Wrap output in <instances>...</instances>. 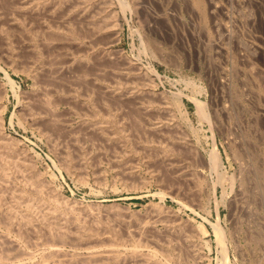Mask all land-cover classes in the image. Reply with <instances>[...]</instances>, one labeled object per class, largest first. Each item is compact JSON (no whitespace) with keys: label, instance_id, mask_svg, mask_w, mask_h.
<instances>
[{"label":"bare ground","instance_id":"bare-ground-1","mask_svg":"<svg viewBox=\"0 0 264 264\" xmlns=\"http://www.w3.org/2000/svg\"><path fill=\"white\" fill-rule=\"evenodd\" d=\"M108 1L109 0H0V37L4 44L3 53H6L14 66H18V68L21 67L29 75L39 77L41 81L40 92H37L39 94H37L38 96L36 99L23 101L22 106L24 108L22 110L25 111L23 114H25L24 116L28 122H30L29 124L39 131L43 138L51 144L54 154H57L61 166L66 169V171L77 170L80 171L81 175L83 172H87L86 168L94 164H91L90 161L97 154L93 158L89 156V154L92 155V153H90L89 150L87 153L85 149L87 145L85 144L89 140L94 141L95 138L97 141L98 138V141H101L103 145H105V148L108 149L107 154L109 150L112 152L111 158H113L117 166L121 168L118 174L120 176L122 175L121 178L127 182L133 179L132 177L135 174V172L133 175L131 174L134 171V167H132L133 171H131L132 168L129 163L132 161L131 163L133 165L136 161V158L134 159L135 161L132 160L135 156L132 159L131 157L133 156L132 154H134L133 147H135H132V145H136L137 142L135 144L131 143L132 136L130 133L132 130L136 133H143L141 130L142 125L140 126V124L143 123V125H145L144 123H148V128L143 127V130L145 128L144 135H151L158 138V140L152 139V141H149V139L151 140L153 137L150 136L148 138L145 136L144 139L146 140L147 137L148 142L143 139L145 143H141L140 146L137 145L139 148L137 149H142V152L143 150L150 151L153 155L150 157L151 154H148L149 157L155 158V161L159 159V164L165 162L166 166L163 164V167H168L170 170H173L174 177H178L184 182L191 180L190 182H193L195 187L190 193L189 191L188 193L185 191V195L187 199L189 198L190 201H193L195 194L197 195V192L200 194L199 191H201L200 187L202 184L197 182L200 181L198 180L199 178L196 180L195 176L198 174L195 175L193 170V172L190 171V173L187 168L183 166L185 162H179V159L180 161L181 159H183V161L189 160L188 162L191 165L196 162V155L193 151V147H191L192 149L189 148L190 144L178 135L174 109H178L176 106L180 101L177 98L168 101V96L165 98L163 94H157V92L152 89L153 87L151 85H153V82L151 84V82H147L148 80L144 78L145 75L147 78L148 74L143 72L144 76L142 75V68L140 69L136 61H128L126 59L125 61L123 59L124 61L122 62L121 59H118V62L116 58V61L113 60V52L111 53L109 48L116 34L117 20L114 19V13L112 14ZM197 1L201 4V0ZM118 2L123 8V14L125 15V9L129 7L128 4L125 0H118ZM195 2L196 1H194V3ZM197 7L198 6H196V8ZM135 10H138L137 7ZM209 12L210 11H208V13ZM218 27H223V25L221 26V24H218ZM203 29H206L205 24L203 25ZM17 34L20 35V37H24L23 40L18 37V41L20 39L22 43V46L19 45L21 51L27 52L28 57H20L17 53L18 49L14 48V46L17 47L14 43L16 42L15 38L17 39ZM143 47L145 46L143 45ZM149 47H151V45ZM247 57H249V55ZM251 63L252 62L248 60L246 62L247 68L238 69L235 67L234 69L235 71L239 70L244 77L243 82L248 85V87L250 83L255 87L249 89L251 91L250 93L256 95L258 98L256 100L258 101L262 98L261 96H264V75L260 72L259 68L258 70L256 69L257 65L254 67V63ZM7 78L9 79V77ZM150 81H152V79H150ZM8 82L12 84L13 87L14 81L9 79ZM237 87L238 85L232 86L230 95L232 101L236 105L241 106L242 95L238 92ZM227 97L229 98V96ZM61 104H65L69 107V109L66 110V114L59 113L58 107ZM196 104L201 120L210 122L211 116L208 115L209 113L207 114V110H205L206 108L203 103L196 102ZM124 107L130 108V112L129 110L126 111L127 108L125 110ZM124 110L128 113V116ZM233 110L235 111L234 108ZM122 111L125 112L126 116H124V112L121 113ZM227 111L228 110H225L226 113L222 111V113L226 115ZM72 115H77V118L79 117L82 121V124L79 122L81 126L79 128L77 127L78 129H74L71 127L72 124L70 125L69 123L68 117ZM258 117H260V115ZM254 118H257V116ZM131 119L133 122H127V120L129 121ZM258 119L259 118L254 121ZM144 120L148 122H143ZM259 120H261V118ZM2 121L3 118L0 110V222H2L1 225H3L5 229L4 232H0V264H181L186 258L183 256L185 255L183 254L184 252H182L183 255L181 254L182 249H180L181 251L178 250L179 241L185 242L187 249L189 247L192 248V243H194L192 240H194L195 237L199 238V235L204 233L203 229L189 228L188 222L187 225L185 223L186 226L184 222L181 224V220L179 221L178 216L165 212L163 208H161L162 206L159 208L158 205L156 207L153 206V208L150 207L153 212H150V217L147 216L145 219H138L140 217L139 215L136 214L138 216V218H136L134 214L129 213L130 210L128 208L127 212L116 204L104 205L102 203H95L86 207H79L78 205V207H76L70 205V202L67 203V200H63L61 197L59 199V193H57V196L56 191L53 189L54 187H50L48 184L49 181L47 180V183L43 175L37 174V172H35L37 170L34 169L33 172L31 171L33 168L29 170L27 169L29 167L26 168V166V169H22L24 165H27L26 162L28 159L23 162L21 156H24L26 153H24L23 150V155H21L22 153L20 155L17 154L19 151L15 153V143H12L14 149L11 146L9 147V138H4L2 134ZM256 129L255 127L253 130ZM250 132L251 131H249V133ZM168 133L169 135H167ZM249 133L242 135L243 142L240 149L234 150V155L235 158L240 161H245L244 155L248 156L247 160L250 157L249 162H242V171L245 173L249 172L247 173L249 176L246 174L248 177H250V171H253L254 178L250 177V180L252 178L257 185L253 184L257 188H255V193L253 191L254 196L264 202V152H257L259 147L264 145V134L263 132L261 133L263 135H260V139H257L256 137L258 136L254 135L257 139L255 140L250 137L255 132H251L252 134L250 135ZM141 136L139 135L138 137ZM256 148L258 150H256ZM106 149L103 150L106 151ZM182 149L187 151L191 149L190 152L188 151L189 153L186 152L189 156H187V154L185 156V152L184 154L182 153L183 155L181 156L180 151ZM218 154L214 148V151L210 155V168L211 171L216 173H219V169H221V161L219 160ZM148 155L146 156L148 157ZM146 156L145 158H147ZM100 158L99 156V159ZM108 160L109 159H107V161ZM113 160H111V164L114 163ZM22 163L25 164L22 166ZM30 163H32V161ZM97 164H95L94 168H96ZM100 164L101 163L98 165ZM161 165L162 164L157 165V168H155V173L158 174V177L160 175L159 173L163 172L161 171ZM97 167L99 168V166ZM118 168L116 170H119ZM13 169H15L16 172L23 173V184L22 181H20L22 187L13 184V180H15L14 177H12ZM169 169L166 168V171H170ZM94 171L97 172V170ZM80 173H78V176ZM100 174L102 175L101 171ZM221 174L222 173L218 175V182L223 183L226 181L229 182L230 185L233 184L234 180L229 178L226 179V177H223ZM101 175L98 174V179H101ZM83 176H85V174ZM83 176L81 178H83ZM18 178H20V175ZM19 180H22V178ZM247 181L248 179L246 180L245 177L239 181L241 183V188H243L242 191L239 192L241 196L246 195L247 197L248 190L253 188L252 185L247 190ZM251 182H248V184L251 185ZM173 183L171 186L172 190L179 194L180 190L184 192L182 191L183 186L180 187V183ZM127 184L125 186L128 187ZM131 185L132 183L129 186ZM250 195H252V192ZM246 199L245 201L248 202L249 200L247 201ZM60 200L66 202L63 203V201ZM71 202L73 203V201ZM256 211L258 210L256 209ZM160 222L163 223L167 229L164 228L167 233L162 237L158 234L159 231H157L158 233L155 231V224ZM163 224H161V226ZM189 225L191 226L192 223ZM187 227L189 228L188 230ZM213 227L215 233H217V242L223 247L221 248L223 258H220L219 261H222L219 264H229L227 262L228 250L225 243V232L222 231L217 224ZM258 228L256 229L260 231ZM236 233L238 232L236 231ZM233 235H235V233H233ZM256 237H253V242L260 248V246L264 244V234L258 232ZM67 245L72 247L71 251L66 248L64 249ZM41 247L43 248L41 249L42 252L39 254L41 256L38 260H34L36 257L35 253H39L38 251H34L35 248L38 250V248ZM197 247L193 250L194 252L197 250ZM251 247L252 246L249 248ZM178 251H180V253ZM188 251L189 255L191 253L193 257L195 256L193 255L194 253L190 252L191 250ZM249 251L251 252L252 249ZM255 251L257 252V249ZM164 255H166L167 261ZM197 255L199 254L197 253ZM197 255L196 257H198ZM162 256H164L163 258L165 261L161 259ZM261 260L262 264H264V252Z\"/></svg>","mask_w":264,"mask_h":264},{"label":"rangeland","instance_id":"rangeland-1","mask_svg":"<svg viewBox=\"0 0 264 264\" xmlns=\"http://www.w3.org/2000/svg\"><path fill=\"white\" fill-rule=\"evenodd\" d=\"M194 1L196 2L194 3ZM125 2L128 4L129 10L125 9L124 15L123 8L118 0L108 1L111 12L112 14L114 13V19L117 20L118 30H116L114 40L109 48L110 52H113L112 58L115 61L117 59L118 62V59H121L122 62L125 59L128 61H136L140 69L142 68V75L143 72L148 74L147 78L146 75L144 78L148 80L147 82H151V84L153 82L151 86L157 94H163L165 98L168 96V101L172 99L175 100V98L180 101L178 102L179 107L178 105L176 106L178 109H174L178 135L190 144L189 148L193 147V151L196 155V162L193 165L188 162L189 160L183 161V159H181L180 161L179 159V162H185L183 166H185L189 172L193 170L194 172H192L195 175L198 174L195 177L196 180L199 178L198 180L200 181L197 182L202 184L200 187L201 191H199L200 189L198 190L200 194L197 192L193 201H190L189 198L188 200L185 191H187V193L189 191L190 193V191L194 189L195 186L193 182H190L191 180L184 182L178 177H174L173 170L166 167L170 170L166 171V168L163 167V164H166L165 162L160 163L162 164L161 171L163 172H160L158 177V174L155 173V168H157V165H160L159 159L155 161V158H150L153 155L150 151L143 150L142 152V149L138 150V146H140L141 143H145L143 141L147 134L144 135L145 128L143 130V127L148 128V123H144L145 125H143V123L140 124V126L142 125V136L140 133H136L133 130L130 133L132 136L131 143H138H136V145L131 144L132 147L138 146L136 148L133 147L135 152L133 151L134 154H132L133 156L131 157L132 159L135 156L132 160L136 158V161L134 160L135 162L133 165L131 163L132 161H129V165L131 164L130 167H134V171L132 168L131 171L133 172L131 174L133 175L134 172L135 174L132 177L133 179L128 182L124 181L121 178L122 175L120 176L118 174L121 168L117 166L116 162L111 158L112 152L109 150L107 154L108 149L105 148V145H103L101 141H98V138L97 141L95 138L94 141L89 140L85 144L87 145V147H85L87 153L88 150L92 153V155L89 154V156L93 158L97 154V157L95 156L90 161L91 164L94 163V166L90 164V169L86 168L87 172H83L82 175L80 171L77 170H75L76 173L75 171H66V169L61 166L57 154H54L51 144L43 138L39 131L29 124L30 122H28L24 116L25 114H23L25 113V111L22 110L24 108L22 106L23 101L36 99L38 96L37 94H39L37 92H40L41 81L39 77L29 75L21 67L18 68V66H14L6 53H3L4 44L0 37V107H2L0 110L3 118V137L6 139L9 138V147L11 146L13 148L12 143H15V149L13 148L14 151H16L15 153L18 151L19 153L17 154L19 155L21 153V155L26 153L24 156H21L24 159H22L23 162L28 159L26 162L27 165L22 163V166L24 165L22 169L26 166V168L29 167L27 168L29 170L33 168V170L31 169L33 172L34 169L37 170L35 172L39 175H43V178L49 181V183L48 181L47 183L50 187H54L53 189L56 191V195L59 193V196L57 195L58 198L60 199L61 197V199L67 200V203H71H69L70 205L86 207L95 203H102L104 205L116 204L127 212L129 209V213L134 214L136 218H138L137 215H139L140 217L138 219H145L147 216L151 215L150 212H152V210L150 207L153 208V206L156 207L158 205L159 208L162 206L161 208H163L165 212L178 216L179 221L181 220V224L184 222V225L185 223L187 225L188 222L189 224L192 223V227L188 224L189 228L203 229L204 233L199 235L200 239L195 237V239L192 240L194 242L192 243V248L189 247L187 249L185 242L179 241L180 246L178 244V250L182 249V251L180 250L181 254L184 252L183 254L185 255L182 254L184 258L190 260L187 261L185 259L181 264L221 263L222 260H219L223 258L221 249L223 247L217 242V233H215L213 227L216 224L219 225L226 235L225 243L228 250L227 262L229 264H262L261 259L264 252V244L259 248L253 240L258 232L264 234V202L254 196L257 188L253 185L256 183L252 179L254 178L253 171H250L252 173H250V177H252L251 180L250 177H248L249 174H247L249 172L245 173L242 171V162H249L250 157L247 160L248 156L244 155L245 161H240L235 158L234 150L240 149L243 142L242 135L245 133L248 134L249 131L255 132L253 134L251 132L249 133V135L252 134L250 137L255 140L260 139V135L264 134V96H261L262 98L257 101L256 99L258 98L256 95L250 93V89L255 87L251 83L248 87V85L243 82L244 77L242 74L239 70L235 71L234 68L245 69L247 68L246 62L250 60V62H252L251 64L254 63V67L257 65L256 69L258 70L259 68L260 72L264 75V0H259V2L258 0H201V4H199L197 0H125ZM195 4L198 6V9ZM136 7L138 10H135ZM208 11L210 12L208 13ZM204 24L206 26L205 30L203 29ZM218 24H221V26L223 25V27H218ZM16 37L17 39L15 38L16 42L14 43L18 48L15 46L14 48L18 49V55L20 57L24 56V58L26 56L28 57L27 52L21 51V47L19 46L22 44L20 39L22 38L21 40H23L24 37H20L18 34ZM18 37L20 38V42L18 41ZM149 44L151 47H149ZM143 45L146 48L148 47L147 50ZM240 53L243 54L241 55ZM248 55L249 57H247ZM9 62L12 63L13 66ZM7 77L14 81L13 87L12 84L8 82L9 79ZM150 79H152V81H150ZM234 85H238V92L242 95L241 106L236 105L231 99L230 89ZM227 96H229V98ZM196 102L203 103L212 121L201 120ZM67 109H69V107L65 104H61L58 107L60 114H66ZM124 109L126 111L129 110V112L131 110L128 107H124ZM225 110H228L226 115L223 114L226 113ZM125 112L124 116H126ZM259 115L260 117H258ZM72 116L68 117L70 125L72 124L71 127L74 129L77 127L79 128L81 126L79 122L82 124L81 119L79 117L77 118V115ZM256 116L259 119L261 118V120L258 119L254 121L257 119L254 118ZM127 122H133V120H127ZM143 122L148 121L144 120ZM255 122L258 123L256 124ZM255 127L257 129L253 130ZM261 131L263 134H261ZM139 135L141 137H138ZM167 135H169V133ZM254 135L259 138L255 136L256 139ZM150 136L151 135H148L147 137L149 138ZM147 137L145 141H147ZM152 139L158 140V138L153 137L151 140L149 139V141H152ZM214 148L217 154L219 153L218 157L221 161L219 173L211 171L210 168V155L214 151ZM263 148L264 145H261L259 150L257 148L256 150H258L257 152H264ZM103 149H106V151ZM190 150L188 151L190 152ZM188 151L182 149L180 155L182 156L185 152L184 155L186 156V152ZM101 154L107 155H103V157ZM148 154H151L150 157ZM146 155H148V157ZM99 156L101 157L100 159ZM145 156L147 158H145ZM187 156L189 155L187 154ZM107 159L109 160L107 161ZM111 160H113L114 163L111 164ZM31 161L32 163H30ZM97 163L101 164L98 165ZM95 164H97L99 168L97 166L94 168ZM117 168L119 170H116ZM162 168L165 169V173L168 175L164 173V169ZM13 170V174L18 173L16 176L12 174V177L15 179L13 180V184L22 187L21 185L24 180L23 173L16 172L15 169ZM94 170H97V172ZM78 173H80L79 176ZM220 173H222L221 175L226 177V179L229 178L234 180L233 184L231 183L232 185H230V183L226 181L223 183L218 182V175ZM84 174L85 176H83ZM98 174L101 175V179H98ZM19 175L20 178H18ZM82 176L83 178H81ZM242 176L245 177L246 180L248 179L246 182L248 185L247 190L252 185L254 188H250L252 191L248 190L247 197L246 195L241 196V194H239L243 189L239 182L242 180ZM21 178L22 180H19ZM20 181H22V184H20ZM248 182L252 184L249 185ZM131 183L132 185L129 186ZM172 183H180V187L183 186L182 191L184 192L180 190V194L176 193L171 188ZM126 184L128 187L125 186ZM52 188L50 189L53 190ZM249 191L250 193L252 192V195H250ZM245 199L249 201L246 202ZM71 201H73V203ZM65 202L66 201H63V203ZM256 209L260 212L256 211ZM1 223L2 222H0V232H4L5 229ZM161 224L163 223L160 222L155 224V231H159V233H157L162 237L163 235L165 236L167 232H165V225L163 224L161 226ZM189 228L187 227V230ZM256 228L260 229V231ZM235 229L238 233H236ZM233 233H235V235H233ZM195 246L197 250L194 252L193 250L196 249ZM250 246L252 247L249 248ZM65 248L69 251L72 250V247L68 245L65 246L64 249ZM41 249L43 248H38V250L35 248L34 251H38L39 253L37 254L34 252L36 254L34 260H38L41 256L39 255L42 252ZM250 249H252L251 252L249 251ZM256 249L257 252L255 251ZM188 250H191L190 252L194 253L193 255L195 256L193 257L191 253L189 255ZM180 251L178 252L180 253ZM197 253L201 256L197 255ZM196 255L198 257H196ZM164 256L167 261L166 255ZM164 256L161 257L163 261H165L163 258Z\"/></svg>","mask_w":264,"mask_h":264}]
</instances>
